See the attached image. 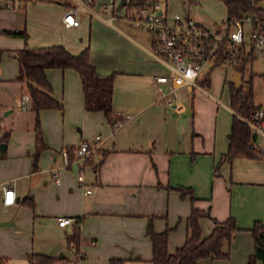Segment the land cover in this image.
Listing matches in <instances>:
<instances>
[{
  "label": "crops",
  "instance_id": "0c3cea01",
  "mask_svg": "<svg viewBox=\"0 0 264 264\" xmlns=\"http://www.w3.org/2000/svg\"><path fill=\"white\" fill-rule=\"evenodd\" d=\"M119 2L93 0L89 5L83 0H29L19 10L10 8L12 30L5 32H27L30 47L61 44L73 54L88 47L90 61L100 74L116 73L113 115L120 120L112 124L102 111L86 110L76 70L47 69L53 95L63 109L41 110L46 147L33 169L35 112L31 100L27 108L19 106L26 82L18 79L15 56L24 39L8 33L12 39L0 41L4 50L0 58V143L11 127L19 137L17 144L11 142L10 147L6 143L5 152L0 153L4 158L9 149L8 159L0 165L11 166L9 172H0V257L7 258L6 264L11 256L16 257L12 264H29L27 256L33 252L66 256L69 264H112L116 259L122 260L120 264H154L146 233L150 219L157 232L171 228L168 249L173 253L187 238V219L195 206L207 212L200 220L203 237L211 234L214 219L224 221L233 215L238 225L227 247L229 258L204 259L201 264H245L254 250L250 228L257 220L264 223V158H226L233 116L238 113L230 109L232 118H224L218 107L222 102L208 91L211 77L199 79L198 87L179 89L178 95L185 88L192 99L181 114L157 101L155 77L169 69L155 58L152 36L133 27L117 11ZM73 6L78 7L79 25L66 26L65 12ZM195 19L202 23L201 15L195 14ZM95 135L101 138L88 161L72 157L73 163L64 168L61 150L76 149ZM78 167L83 170L82 181ZM54 169H59L61 181L53 180L48 186L45 178ZM7 181L13 182L16 195L11 204L4 203L1 190ZM180 188L192 193L183 195ZM62 217L72 222L60 226ZM81 217L83 258L78 259L67 238ZM45 219H50L54 233L33 245L30 232Z\"/></svg>",
  "mask_w": 264,
  "mask_h": 264
},
{
  "label": "trees",
  "instance_id": "16d2710c",
  "mask_svg": "<svg viewBox=\"0 0 264 264\" xmlns=\"http://www.w3.org/2000/svg\"><path fill=\"white\" fill-rule=\"evenodd\" d=\"M29 1V0H26ZM153 0H129L127 8L131 5H145ZM226 7L227 21L241 19L246 15L260 17L264 14V7L261 0H221ZM10 33V32H8ZM10 34L21 36L24 39V46L15 52L19 63L18 79L26 82V93L30 95L32 110L35 112V140L36 150L34 153L33 169L38 167V160L41 150L46 147L43 137L40 112L44 109H63V104L53 95V86L47 77V69H74L81 79L85 108L87 111H102L110 123L116 124L120 118L114 117L113 91L115 72L100 74L90 61L89 48H85L78 54L71 53L64 45L30 47L27 43V32ZM4 50L0 49V58ZM244 56V46L240 48L238 58ZM246 59V58H245ZM245 59H242L237 71L243 73ZM237 63L235 64V66ZM230 104L232 109L243 116L250 114L258 107L254 104L253 89L249 84L236 85L234 81H228ZM10 132H5L2 142L7 143ZM229 149L225 154L229 161L238 157L251 159L264 158L262 152L257 151L252 145V132L250 128L237 116H233L232 130L229 135ZM71 158L74 157L75 148H67ZM183 195L192 193L189 188H180ZM192 203L196 200L191 196ZM30 206L33 201L24 199ZM207 212L193 206L187 219V238L182 246L173 253L169 252V234L171 228L162 232L155 231L154 222L151 218L146 233L152 243V262L154 264H201L204 259H227L230 256L228 245L231 243L235 231L238 229L236 218L230 215L226 220L214 219V228L207 237L202 236L200 220ZM83 217L76 222V227L67 238L69 249L76 252L78 259L83 258L80 251L82 244L80 224ZM254 239V250L250 253L245 264H264V223L255 221L250 228ZM29 264H69L68 258L52 257L45 253H29L27 256ZM121 259L111 260L112 264H120ZM7 258L0 257V264H6Z\"/></svg>",
  "mask_w": 264,
  "mask_h": 264
},
{
  "label": "built area",
  "instance_id": "2783aa9c",
  "mask_svg": "<svg viewBox=\"0 0 264 264\" xmlns=\"http://www.w3.org/2000/svg\"><path fill=\"white\" fill-rule=\"evenodd\" d=\"M15 1L25 2L6 0V5L15 7ZM83 1L89 5L93 3V0ZM128 2L129 0L123 7L124 17L133 27L150 32L155 58L164 62L169 69L167 74L155 77L156 99L166 102L167 106L178 114L187 109L186 105L178 100L179 89L185 86L198 87V80L205 77L207 66L212 68L226 63L233 65L237 62L242 46H249L253 52L264 55V14L260 17L246 15L234 21L226 20L218 30L212 32L189 14L178 13L169 22L161 0H153L145 5H131L127 8ZM63 22L66 26L79 25L77 6L70 7L65 12ZM248 23L251 24L249 33L246 29ZM29 101L30 95L24 93L19 100V106L25 109ZM237 115L252 133H256L252 145L264 154V107H257L248 117ZM100 138L101 136L97 135L92 143L82 141L74 151L76 160L86 162L97 149ZM260 140L263 145L259 143ZM61 156L64 167H69L73 163L67 148L61 151ZM52 177L56 183H60L59 169L53 170ZM79 180H83L82 175H79ZM1 190L4 203H13L16 195L11 181L2 183ZM71 222L72 219L69 217H62L58 221L60 226H66Z\"/></svg>",
  "mask_w": 264,
  "mask_h": 264
},
{
  "label": "rangeland",
  "instance_id": "374dc122",
  "mask_svg": "<svg viewBox=\"0 0 264 264\" xmlns=\"http://www.w3.org/2000/svg\"><path fill=\"white\" fill-rule=\"evenodd\" d=\"M165 1L166 0H161L163 7L166 10V14H167L169 22H171L173 18L175 17V15L178 13L183 14V15L190 13L194 19H195V14H199L201 15V19H202L201 22L203 23V25L206 26L210 31L215 32L216 30H218L219 26L226 21V18H227L226 7H225V4L221 0H167L166 3H168V6H165ZM18 4L19 6H17ZM260 4L261 6L264 7V0H261ZM23 5H24L23 1H19V2L15 1V7L7 6L6 1L5 3L0 2V41H4V39H8V38L12 39L11 36L7 32H5L6 30H12L10 29L12 27H9L8 25L14 19V15L11 13L10 8L19 10L20 8L24 7ZM120 14L124 16V10L120 11ZM246 29H247V33L251 31L250 23L246 25ZM142 31H145V30H142ZM145 32L150 34V32L148 31H145ZM27 41H29V39ZM242 59H245V66H244V69L242 70L243 71V84L244 86H247L249 84V86L252 87L253 94H254V104L258 107H264V55L253 52L249 46H244V56ZM241 60L237 57L236 66H235L236 63H234L233 65L230 63H226L225 65H218L212 68H209L207 66L205 68V72H206L205 75L211 77V86L208 89V91H210L216 98L220 99L222 103L219 104L218 107L223 112L224 118L227 119L228 121L229 119L232 118V112L230 111V109L232 108L230 106V94H229V86L227 82L233 81V74L237 70L239 64L242 62ZM196 95H197V90H196ZM197 96H196V99H197ZM177 97H178V100L183 102L185 105H190L192 102L191 93L185 88H183L180 91L179 95L177 93ZM11 128H12V130L10 131L11 135L8 139L10 147H11V142L14 145V144H17L16 142L19 140L18 132L14 130L13 127ZM42 129H43V124H42ZM95 136L85 141H89L92 143L94 141L93 139H95ZM12 137H13V140H12ZM259 143L263 145L262 140H260ZM8 152H9V149L4 155V158L0 157V158H3V160H0V161H5L8 159V154H7ZM23 157H25V155H23ZM16 158L19 159L20 157H16ZM15 164H16V161H15ZM19 164L21 165V160ZM44 168L45 167H42L41 169L43 170ZM64 168H67V167H64ZM10 170H11V166L6 165V164L0 165V172H9ZM76 171H77V175H80V173L83 170L82 168L78 167L76 168ZM53 180L54 179L51 175L48 176V179L45 178V181H47L48 186H51L49 182L54 183ZM9 182L10 181L4 182V183H9ZM11 183L13 184L12 181ZM43 185H46L45 182H43ZM53 233H54V230L50 225V219H47V220L45 219L44 224L34 225V228L30 232V239L34 245L35 243H38V242L47 241ZM15 260H16V257L11 256V259H9V264L14 263Z\"/></svg>",
  "mask_w": 264,
  "mask_h": 264
},
{
  "label": "water",
  "instance_id": "95a60500",
  "mask_svg": "<svg viewBox=\"0 0 264 264\" xmlns=\"http://www.w3.org/2000/svg\"><path fill=\"white\" fill-rule=\"evenodd\" d=\"M127 3V0H120V2L117 5V11H121L122 8L124 7V5ZM233 81L236 85H240L242 84L243 81V73L240 71H235L233 74ZM252 139L255 140L256 139V133H252ZM6 149V143L2 142L0 143V153L3 154L5 152ZM61 257H63V254L60 255Z\"/></svg>",
  "mask_w": 264,
  "mask_h": 264
},
{
  "label": "snow or ice",
  "instance_id": "6c2138e0",
  "mask_svg": "<svg viewBox=\"0 0 264 264\" xmlns=\"http://www.w3.org/2000/svg\"><path fill=\"white\" fill-rule=\"evenodd\" d=\"M9 202H10V197H9Z\"/></svg>",
  "mask_w": 264,
  "mask_h": 264
}]
</instances>
